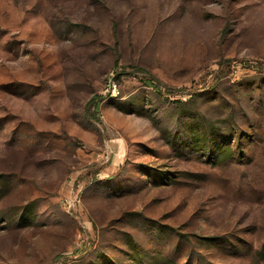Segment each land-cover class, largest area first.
I'll return each mask as SVG.
<instances>
[{
  "label": "rangeland",
  "instance_id": "374dc122",
  "mask_svg": "<svg viewBox=\"0 0 264 264\" xmlns=\"http://www.w3.org/2000/svg\"><path fill=\"white\" fill-rule=\"evenodd\" d=\"M0 264H264V0H0Z\"/></svg>",
  "mask_w": 264,
  "mask_h": 264
},
{
  "label": "built area",
  "instance_id": "2783aa9c",
  "mask_svg": "<svg viewBox=\"0 0 264 264\" xmlns=\"http://www.w3.org/2000/svg\"><path fill=\"white\" fill-rule=\"evenodd\" d=\"M98 154H99V157H102L103 161H105V162L110 159V153L107 149L100 151ZM78 199H79V197L76 193L71 194V196H69L67 199H65V205L70 210L75 206L76 202L79 201Z\"/></svg>",
  "mask_w": 264,
  "mask_h": 264
}]
</instances>
